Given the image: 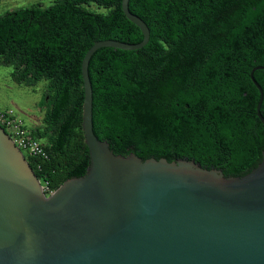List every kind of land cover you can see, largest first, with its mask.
Segmentation results:
<instances>
[{"label": "trees", "instance_id": "16d2710c", "mask_svg": "<svg viewBox=\"0 0 264 264\" xmlns=\"http://www.w3.org/2000/svg\"><path fill=\"white\" fill-rule=\"evenodd\" d=\"M129 8L150 40L92 56L97 136L116 154L191 159L226 176L250 172L264 150L261 94L250 77L264 65V0H130ZM105 39L143 40L122 0L37 2L0 16V64L20 85L46 82L42 122L32 132L48 158L26 157L52 190L88 170L82 62ZM254 78L264 91V69Z\"/></svg>", "mask_w": 264, "mask_h": 264}, {"label": "water", "instance_id": "95a60500", "mask_svg": "<svg viewBox=\"0 0 264 264\" xmlns=\"http://www.w3.org/2000/svg\"><path fill=\"white\" fill-rule=\"evenodd\" d=\"M129 3L122 0V9L143 40H97L82 62L85 175L47 195L0 124V264H264V150L250 172L226 176L191 159L116 154L95 133L92 56L104 47L138 50L150 40ZM259 69L250 77L264 125Z\"/></svg>", "mask_w": 264, "mask_h": 264}, {"label": "rangeland", "instance_id": "374dc122", "mask_svg": "<svg viewBox=\"0 0 264 264\" xmlns=\"http://www.w3.org/2000/svg\"><path fill=\"white\" fill-rule=\"evenodd\" d=\"M55 0H2L0 16L18 7L30 6L41 2L49 6ZM92 8H96L93 6ZM13 68L0 64V110L12 108L22 117L28 128L33 130L42 122L43 110L39 106L43 98L46 82L41 81L35 86H25L16 83L11 72Z\"/></svg>", "mask_w": 264, "mask_h": 264}, {"label": "built area", "instance_id": "2783aa9c", "mask_svg": "<svg viewBox=\"0 0 264 264\" xmlns=\"http://www.w3.org/2000/svg\"><path fill=\"white\" fill-rule=\"evenodd\" d=\"M0 124L10 135L14 143L20 150L29 156L39 159H47L48 153L40 139L34 136L28 128L24 119L20 117L12 108L0 110ZM42 188L47 195L54 190L50 189L47 181L41 180Z\"/></svg>", "mask_w": 264, "mask_h": 264}]
</instances>
